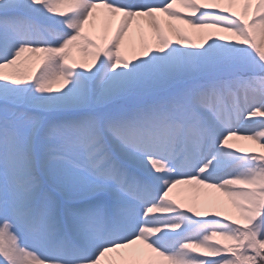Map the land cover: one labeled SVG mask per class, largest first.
Masks as SVG:
<instances>
[{"label":"snow or ice","instance_id":"obj_1","mask_svg":"<svg viewBox=\"0 0 264 264\" xmlns=\"http://www.w3.org/2000/svg\"><path fill=\"white\" fill-rule=\"evenodd\" d=\"M0 264H264V0H0Z\"/></svg>","mask_w":264,"mask_h":264},{"label":"rangeland","instance_id":"obj_2","mask_svg":"<svg viewBox=\"0 0 264 264\" xmlns=\"http://www.w3.org/2000/svg\"><path fill=\"white\" fill-rule=\"evenodd\" d=\"M180 10L183 11V9H180ZM184 27H186V26H184ZM193 39H195V37H193ZM211 195H212V196H216V197H219V196H220L219 193H211ZM185 206H187V203H186ZM200 210H201V211H204L205 209L202 207Z\"/></svg>","mask_w":264,"mask_h":264},{"label":"bare ground","instance_id":"obj_3","mask_svg":"<svg viewBox=\"0 0 264 264\" xmlns=\"http://www.w3.org/2000/svg\"><path fill=\"white\" fill-rule=\"evenodd\" d=\"M189 32H191V30H189ZM170 35H171V33H169ZM226 214H230V211L229 212H227Z\"/></svg>","mask_w":264,"mask_h":264}]
</instances>
